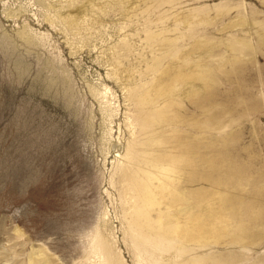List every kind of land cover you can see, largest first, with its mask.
Instances as JSON below:
<instances>
[{
	"label": "rangeland",
	"instance_id": "1",
	"mask_svg": "<svg viewBox=\"0 0 264 264\" xmlns=\"http://www.w3.org/2000/svg\"><path fill=\"white\" fill-rule=\"evenodd\" d=\"M151 150L175 159L169 185L233 211L219 240L147 224L134 188ZM261 225L264 0H0V264H264Z\"/></svg>",
	"mask_w": 264,
	"mask_h": 264
},
{
	"label": "bare ground",
	"instance_id": "2",
	"mask_svg": "<svg viewBox=\"0 0 264 264\" xmlns=\"http://www.w3.org/2000/svg\"><path fill=\"white\" fill-rule=\"evenodd\" d=\"M261 32V31H260ZM261 38H262V34H261ZM261 41V40H260ZM189 69V68H188ZM187 70V69H186ZM183 70L182 72L177 73L173 79H171L173 81L172 85L168 86V85H158L156 87V93L158 95L164 96V99L166 98L167 100L171 101L170 96L173 95L175 88L178 86L175 84H191L192 86H195L194 83H196V81H206V79L209 78L208 73L210 72L209 70H202V71H198V72H189ZM190 70V69H189ZM193 70V69H192ZM168 73V71L166 72V74ZM174 75V74H173ZM212 82V79H210ZM210 80L207 81V83H210ZM160 81V80H159ZM167 84V83H166ZM201 85V84H200ZM208 85V84H207ZM212 85V84H211ZM181 86V85H180ZM184 86V85H182ZM186 86V85H185ZM199 86V85H198ZM196 87V86H195ZM210 85L207 87L209 88ZM212 87V86H211ZM189 88V87H188ZM190 89V88H189ZM197 89V88H196ZM195 89V90H196ZM200 89V88H199ZM192 90V87H191ZM155 91V90H154ZM153 91V93H155ZM202 91V90H201ZM192 92V91H191ZM190 92V93H191ZM187 93H189L187 91ZM189 93V94H190ZM203 93V91H202ZM201 95V93H200ZM210 95V94H209ZM142 96V97H141ZM138 98V103L139 104H143L144 101V96L141 95ZM212 96V95H211ZM159 97V96H158ZM228 97V96H227ZM153 99V98H150ZM206 98V96L204 97ZM209 98V97H207ZM209 100V99H208ZM213 100V98H212ZM169 101L168 102L169 104ZM173 101V100H172ZM197 101V100H196ZM229 101V100H228ZM149 102H152L151 100ZM146 103V102H145ZM201 103V102H200ZM167 104V103H166ZM208 105V104H207ZM204 107V106H203ZM230 107V105H229ZM215 113V112H214ZM159 115V114H157ZM168 115V113H167ZM143 116V115H142ZM149 116V115H148ZM175 116V115H173ZM148 118V117H147ZM155 118V116H154ZM171 118V117H170ZM165 119V118H164ZM168 119V118H167ZM166 119V120H167ZM177 119V118H176ZM181 119V117H180ZM189 120V119H188ZM209 120V119H208ZM170 121V120H169ZM168 121V122H169ZM178 121V120H177ZM185 121V119H184ZM187 121V119H186ZM212 121V120H211ZM149 122V121H148ZM162 122V121H161ZM164 122V121H163ZM167 122V123H168ZM196 122V121H195ZM198 122V121H197ZM210 122V121H209ZM151 123V121H150ZM153 123V122H152ZM166 123V122H164ZM172 123V122H170ZM161 124V123H160ZM173 124V123H172ZM162 125V124H161ZM169 125V123H168ZM152 126V125H151ZM150 126V127H151ZM171 127V125H169ZM143 128L148 127V125L145 123H143ZM175 127V126H174ZM207 127V126H206ZM161 128V127H160ZM169 128V127H168ZM176 128V127H175ZM197 128V127H196ZM171 129V128H170ZM181 129V128H180ZM179 129V130H180ZM164 130V129H163ZM151 133V132H150ZM153 133V131H152ZM176 134V131H175ZM201 134V133H200ZM179 135V134H178ZM183 135V134H182ZM181 135V137H182ZM194 135V134H193ZM188 136V135H187ZM190 136V135H189ZM173 137V136H171ZM158 138V137H157ZM187 139V137H185ZM189 138V137H188ZM193 138V137H191ZM169 139V138H168ZM201 139H205V138H201ZM182 140V139H181ZM206 140V139H205ZM213 140V139H212ZM172 141V140H171ZM174 141V140H173ZM180 141V140H179ZM193 141V140H192ZM200 141V140H199ZM210 141V140H209ZM216 142V140H213ZM213 141H211L213 143ZM196 142V141H195ZM210 142V143H211ZM224 142V141H223ZM163 142H161L160 139H156L152 136V138H148V141H146L144 144L146 145V147H153V146H158L161 145ZM179 143V142H178ZM185 143V142H184ZM199 143V142H198ZM208 143V142H206ZM165 144V143H164ZM163 144V146H164ZM170 144V143H169ZM172 144V143H171ZM175 144V143H173ZM180 144H183V141L180 142ZM193 144V143H191ZM168 145V144H165ZM177 145V144H175ZM190 145V144H189ZM188 145V147H189ZM195 145V144H194ZM173 146V145H172ZM171 146V147H172ZM186 146V145H184ZM196 146V145H195ZM174 147V146H173ZM176 147V146H175ZM174 147V148H175ZM180 147V146H179ZM183 147V146H181ZM187 147V146H186ZM177 148V147H176ZM185 148V147H184ZM209 148V147H208ZM167 149V148H166ZM179 149V148H177ZM186 149V148H185ZM188 149V148H187ZM190 149V148H189ZM202 149V148H200ZM204 149V148H203ZM155 150V149H154ZM183 150V149H182ZM162 151V150H161ZM158 152V151H157ZM181 151H179L178 153H180ZM173 153V152H172ZM177 153V154H178ZM188 154H192V150H188L187 152ZM144 154L143 160L147 162V168L148 170H144L145 173V178H143L142 180L139 181V183L137 184V187L134 188L136 190L137 193H134L137 198L140 199V201L137 204V208L138 211L140 212L141 216L143 218H147V224L153 228L156 229V234H158V237H161L165 240H169L166 238H176L178 240H183L185 242H195L198 244H205V243H210V241L214 242V240H219L220 238V234L222 233V231L225 232V228L227 230V224L231 218H230V214L233 213V211H230L229 213H227L224 209L220 210L219 208L221 207L219 201L218 202H214L209 200L208 194L206 197V201L204 200L203 203H201L199 205V200H196L195 198H187V195L185 196L183 190V186H182V190L179 189H175L174 185L173 187L171 185H169L167 182L172 180L174 175L176 174L177 170L179 172V169H177L174 165L176 162L175 159L173 160L172 158L167 157L168 155H162V154H155L153 152V150L149 151V152H144L142 153ZM175 154V153H174ZM181 154V153H180ZM185 154V153H184ZM196 154V153H195ZM198 155V154H197ZM223 155V154H222ZM173 156V155H172ZM179 156V155H178ZM182 156V155H181ZM189 156V155H188ZM208 156V155H206ZM220 156V154H219ZM185 157V156H184ZM210 157V156H209ZM212 157V156H211ZM176 158V157H175ZM178 159V158H177ZM206 159V158H205ZM213 159V158H212ZM226 159V158H225ZM224 159V161H225ZM173 160V161H172ZM197 160V159H196ZM187 161V160H185ZM189 161V160H188ZM223 161V160H222ZM183 162V161H182ZM181 162V163H182ZM180 163V162H179ZM197 163V162H196ZM223 163V162H221ZM205 165V163H203ZM225 164V162H224ZM228 165V163H227ZM180 166V165H179ZM194 166H195V162H194ZM202 166V165H201ZM218 166V165H217ZM234 166V165H233ZM200 167V166H199ZM207 167V166H206ZM235 168V166H234ZM197 170V169H195ZM189 171V170H188ZM242 171V170H241ZM201 172V171H200ZM203 172V171H202ZM227 172V171H226ZM198 173V172H197ZM187 174V173H186ZM203 174V173H202ZM218 174V173H217ZM234 174V173H232ZM237 174V173H236ZM177 177L178 174H177ZM234 177V176H233ZM236 177V176H235ZM181 178V177H180ZM213 178L215 179V177L213 176ZM219 178V177H218ZM217 178V179H218ZM225 180V179H224ZM199 182V181H198ZM214 182V181H213ZM174 183V182H173ZM176 183V182H175ZM174 183V184H175ZM228 185V184H227ZM208 186V185H207ZM179 187V186H178ZM185 187V186H184ZM186 190V188H184ZM203 189V188H202ZM227 189V188H226ZM219 190V189H218ZM217 190V191H218ZM231 190V189H230ZM214 191V190H212ZM216 190L214 191L215 193L217 192ZM224 191V190H223ZM187 192V191H186ZM185 192V193H186ZM190 192V191H189ZM221 191L217 192L220 193ZM226 192V191H225ZM194 193V191H193ZM224 193V192H223ZM222 193V194H223ZM192 194V193H191ZM190 194V195H191ZM221 194V196H222ZM197 195V194H196ZM205 195V194H204ZM217 195V194H216ZM215 195V197H216ZM206 196V195H205ZM204 196V197H205ZM213 197V195H211ZM225 196V195H224ZM222 196V198L224 197ZM220 197V195H219ZM199 198H203V195H199ZM217 200V198H215ZM229 199V198H228ZM253 199V198H252ZM220 200V199H218ZM223 200V199H222ZM241 200V199H240ZM229 201V200H228ZM224 202V200H223ZM137 203V202H136ZM230 203V202H228ZM254 203V202H253ZM258 203V202H257ZM203 206V207H202ZM223 206V205H222ZM258 206V205H257ZM199 207L202 210H199ZM226 207V206H223ZM254 207V206H253ZM256 207V206H255ZM136 208V209H137ZM259 207H257V209H255V213L256 210ZM229 209V208H228ZM156 210L158 212V216L156 218H152L149 217L148 214L150 211H154ZM230 210V209H229ZM228 210V211H229ZM254 210V209H253ZM261 211V210H260ZM260 211L259 212L260 214ZM251 213V211H250ZM254 213V214H255ZM253 214V212H252ZM259 214H257L259 216ZM232 216V215H231ZM235 216V215H234ZM255 216V215H254ZM261 216V215H260ZM251 217V216H250ZM254 218V217H253ZM253 218L251 220H253ZM260 218V217H259ZM239 219V218H238ZM261 219V218H260ZM233 220V219H232ZM231 220V223H232ZM237 220V218H236ZM235 220V222H236ZM234 221V220H233ZM241 221V220H240ZM245 221V220H243ZM249 221V220H248ZM257 221V219L255 220V222ZM259 221V220H258ZM239 222V221H238ZM247 222V221H246ZM260 223L263 221H259ZM257 223V222H256ZM255 223V224H256ZM230 224V223H229ZM235 224V223H234ZM254 224V222H253ZM232 225V224H231ZM237 225V222H236ZM252 225V224H251ZM257 225V224H256ZM259 225V224H258ZM230 226V225H229ZM235 226V225H234ZM233 226V227H234ZM255 226V225H254ZM260 226V225H259ZM263 228L264 226L261 225ZM245 227V225H244ZM250 227V226H249ZM257 227V226H256ZM261 227V228H262ZM229 228V227H228ZM232 228V227H231ZM242 228V226H241ZM246 228V227H245ZM254 228V227H252ZM151 228H146V230L142 233L140 232H136V237L139 240H144V238L142 239L140 237V234L143 235V237H147L148 232H150ZM233 229V228H232ZM230 229V230H232ZM229 230V231H230ZM250 233H251V229ZM248 230V231H249ZM238 232V231H237ZM246 232V231H245ZM244 232V233H245ZM254 232V231H253ZM241 234V233H240ZM249 234V233H248ZM261 234V232H260ZM236 235V234H235ZM253 234L249 235L252 236ZM247 236V235H246ZM248 236V237H249ZM254 236V235H253ZM257 236V233H256ZM261 236V235H260ZM247 237V238H248ZM241 238H245L246 237H242ZM252 238V237H251ZM262 238V237H261ZM146 239V238H145ZM233 240V239H232ZM249 240V239H247ZM260 240L259 238L256 239ZM253 240H251L250 242H252ZM249 243V242H248ZM247 243V244H248ZM151 244V243H148ZM246 244V242H245ZM177 245V244H176ZM102 245L100 244L99 247L102 250L103 248L101 247ZM160 246V245H158ZM180 246V245H179ZM178 247V245H177ZM167 248V246H160L159 248H157V250L159 249H165ZM104 255V254H103ZM104 258H106L105 256H103ZM35 260V259H34ZM152 260V259H151ZM150 260V261H151ZM107 258L106 261L104 262L105 264H110L109 261L107 262ZM111 261V260H110ZM153 261V260H152ZM34 262V261H33ZM36 262V261H35Z\"/></svg>",
	"mask_w": 264,
	"mask_h": 264
}]
</instances>
